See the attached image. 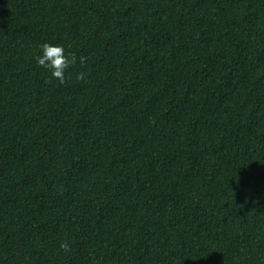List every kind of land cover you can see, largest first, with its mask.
<instances>
[{
  "label": "trees",
  "instance_id": "trees-1",
  "mask_svg": "<svg viewBox=\"0 0 264 264\" xmlns=\"http://www.w3.org/2000/svg\"><path fill=\"white\" fill-rule=\"evenodd\" d=\"M0 264H264V0H0Z\"/></svg>",
  "mask_w": 264,
  "mask_h": 264
},
{
  "label": "clouds",
  "instance_id": "clouds-1",
  "mask_svg": "<svg viewBox=\"0 0 264 264\" xmlns=\"http://www.w3.org/2000/svg\"><path fill=\"white\" fill-rule=\"evenodd\" d=\"M40 54L35 57L36 63L48 69L51 72L53 78L59 80L61 84L65 83V72L74 67L77 62L83 65L86 61L85 56L77 57L74 53H65V49L61 45H53L48 42H44L40 45ZM77 80H83L85 73L80 71L75 73ZM60 247L65 251L68 250V244L61 242Z\"/></svg>",
  "mask_w": 264,
  "mask_h": 264
}]
</instances>
